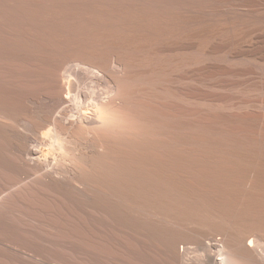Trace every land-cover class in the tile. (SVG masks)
Here are the masks:
<instances>
[{"label": "bare ground", "instance_id": "1", "mask_svg": "<svg viewBox=\"0 0 264 264\" xmlns=\"http://www.w3.org/2000/svg\"><path fill=\"white\" fill-rule=\"evenodd\" d=\"M183 4L0 0V264H264V0Z\"/></svg>", "mask_w": 264, "mask_h": 264}, {"label": "rangeland", "instance_id": "2", "mask_svg": "<svg viewBox=\"0 0 264 264\" xmlns=\"http://www.w3.org/2000/svg\"><path fill=\"white\" fill-rule=\"evenodd\" d=\"M51 1L53 2L55 1L60 4H63L64 13L65 15H67L70 14V10L73 3H78L79 5H82L84 1H88V0H51ZM172 1L182 2L184 3L183 6L187 8L199 6L200 9L206 10V11L201 10V13L198 16H196L198 19L197 22L198 25L195 23L196 21L195 20L192 21L191 23L189 22V26H188L190 33L188 37L189 42L195 41L194 39H192L194 30L196 28H200L199 32L201 31V37L199 36V50L201 51L210 48L215 43L228 46L227 50L236 51L244 48L245 44L250 43L253 40L252 37L258 32L255 27V18H253L254 16L251 15L242 16L238 14V12H233L231 14L226 15V14H221V10H219V9L223 10L225 8L228 10L230 9L232 10V8L238 9L240 7L248 5L251 0H183V1L172 0ZM208 9L211 13L207 11ZM202 13H206V14H202ZM213 15H218V16H213ZM237 15L240 16L236 17ZM227 19L229 20V22ZM193 51L194 50L187 51L186 57L189 61H193L195 59L196 54ZM256 77L257 76H255L254 78L252 76L246 77V76H234V75H219V76L217 75L211 78L208 77L207 75H201L200 80L202 85H207V83L211 84L212 82L213 83L227 82L228 80H230L228 82H236L239 80V82L243 83V85L240 87L241 92L250 95L252 97H255L259 92L258 88L260 86L259 80Z\"/></svg>", "mask_w": 264, "mask_h": 264}]
</instances>
